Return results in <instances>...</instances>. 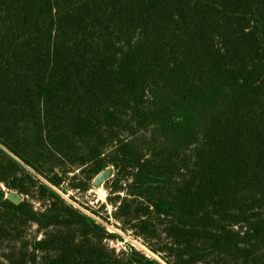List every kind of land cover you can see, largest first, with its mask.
I'll list each match as a JSON object with an SVG mask.
<instances>
[{"label": "trees", "instance_id": "obj_1", "mask_svg": "<svg viewBox=\"0 0 264 264\" xmlns=\"http://www.w3.org/2000/svg\"><path fill=\"white\" fill-rule=\"evenodd\" d=\"M0 264H264V0H0Z\"/></svg>", "mask_w": 264, "mask_h": 264}, {"label": "rangeland", "instance_id": "obj_2", "mask_svg": "<svg viewBox=\"0 0 264 264\" xmlns=\"http://www.w3.org/2000/svg\"><path fill=\"white\" fill-rule=\"evenodd\" d=\"M71 203L78 207H84V205H89L91 207H95L96 209H99L101 204L106 202L107 199V191L104 187H101L100 189L95 188L92 189L90 192L86 194H70L65 196ZM109 210L111 211V208L109 207ZM111 230L115 231V227L113 228L112 226H108ZM33 232L35 231V228L32 230ZM124 235V234H123ZM125 239L129 243H133V238L130 235H124ZM114 247L117 248L118 250L123 249L124 245L120 243H113Z\"/></svg>", "mask_w": 264, "mask_h": 264}, {"label": "water", "instance_id": "obj_3", "mask_svg": "<svg viewBox=\"0 0 264 264\" xmlns=\"http://www.w3.org/2000/svg\"><path fill=\"white\" fill-rule=\"evenodd\" d=\"M113 176H114V168H109L105 170L96 177L95 187L100 189L101 187H103L104 183L110 180ZM8 198L10 201H12L15 204H20L23 201V198L15 192H9Z\"/></svg>", "mask_w": 264, "mask_h": 264}, {"label": "built area", "instance_id": "obj_4", "mask_svg": "<svg viewBox=\"0 0 264 264\" xmlns=\"http://www.w3.org/2000/svg\"><path fill=\"white\" fill-rule=\"evenodd\" d=\"M132 238L134 240L133 243H131L132 245H134L135 247H138L142 250H146L144 248V246L142 245V241L140 239H135L134 237H132ZM126 242H127V240H126ZM120 244L125 245V243H120Z\"/></svg>", "mask_w": 264, "mask_h": 264}]
</instances>
